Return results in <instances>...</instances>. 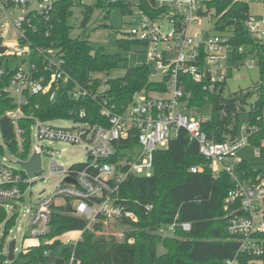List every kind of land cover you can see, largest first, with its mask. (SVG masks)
I'll return each mask as SVG.
<instances>
[{
    "label": "built area",
    "instance_id": "1",
    "mask_svg": "<svg viewBox=\"0 0 264 264\" xmlns=\"http://www.w3.org/2000/svg\"><path fill=\"white\" fill-rule=\"evenodd\" d=\"M73 1L75 5L82 6L96 2ZM112 1H122L127 14L137 13L141 16L139 21L131 24L128 34L139 42L136 47L142 46L137 52L148 55L149 58L143 64L149 65L150 78L156 80L154 77L157 75L161 77L160 80L168 78L167 90L156 93L146 89L137 91L133 95V101L120 113L114 112L104 101L101 114L107 119L106 123L92 124L81 120L85 117V112L81 111L80 120H71L80 125L58 127L53 125L54 120H42L35 115L33 111L39 105L34 108L29 105L33 95H47L53 101L60 83H68L71 79L65 69L62 50L34 45L30 38L31 33L38 31L40 21L49 19L55 0H0L3 44L7 47L6 54L16 56L15 64L9 68L0 66V76L11 73L4 91L13 98L16 105L5 116L13 125L19 150H24L25 142V129L21 126V121L29 120L31 138L33 140L36 137L42 148V142L62 141L82 145L89 156V160L78 170L71 166L65 169L51 160L48 174L63 173L64 184L52 195L41 198L31 209H27L30 215L26 237L37 240L35 244H39L41 238L51 230L53 209L56 207L64 208L71 216L85 218L88 223L85 229L69 231L46 240L47 244L61 240L60 247L68 248L70 256L65 259L60 252L55 260L62 258L63 264H73L77 245L83 240L84 232L95 223L120 222L131 226L130 221L137 222L138 215L119 197L121 185L132 174L151 176L155 153L167 147L171 138L183 128L192 140L198 142L199 151L207 161L206 168L214 176H219L222 172L228 173L235 183L226 199V207H232L228 213L227 232L239 242V249L225 264H239L241 253L251 256L255 263H259L264 257V179L255 182L244 180L237 172L241 162L237 158V151L249 143V137L258 130V126L256 123H243L240 135L234 140L217 142L209 138L203 130V124L210 120V115L197 119L180 109L181 105H185L184 109L189 107L188 101L193 95L181 83L180 74L191 76L195 82L202 83L203 90L212 93L224 86L233 69L244 64L250 68L255 64L264 65V0H229L232 4L243 3L249 6L241 24L255 39L259 48H255L253 44H236L233 41V25L225 23L224 29L221 28L219 19L222 15H217L214 33L205 29L204 23L211 15L209 3L212 0ZM254 4L260 5L257 13L250 10V6ZM70 94L74 98H81L87 96L88 91L75 84ZM257 122L264 128V106ZM131 135L137 138V144L141 146L139 156L133 158L134 148L131 147L125 149L128 150L126 155L118 157L119 142ZM5 144L13 157L8 155ZM5 144L0 142V204L5 207L9 217L17 218V213H10L7 207L17 208L24 201V195L32 184L37 179L44 178L45 174L41 173L42 167L34 178H30L22 167L15 169L13 164L22 159L6 141ZM48 152L50 155L54 154L53 151ZM34 153L42 155L35 147ZM34 153L31 147L27 160ZM258 154L257 149L256 155ZM112 158L114 161H111ZM203 168L196 165L191 167V171H202ZM68 178L73 180L69 181ZM59 199L62 201H58ZM152 208L151 205L146 206L148 211ZM179 227L190 230L191 223L159 225L155 233L165 237L172 236ZM71 232L77 235L72 238ZM119 235L122 237L121 241L127 239L126 235ZM127 242L133 243L134 238H128ZM44 254L51 256L52 252L45 250ZM8 255L9 246L6 248L3 241L0 243V264L11 262Z\"/></svg>",
    "mask_w": 264,
    "mask_h": 264
},
{
    "label": "trees",
    "instance_id": "2",
    "mask_svg": "<svg viewBox=\"0 0 264 264\" xmlns=\"http://www.w3.org/2000/svg\"><path fill=\"white\" fill-rule=\"evenodd\" d=\"M74 6L73 0H55L49 19L41 20L38 31L30 34L34 45L62 50L66 72L71 76L70 82L60 83L53 101L47 95L30 97L29 105L33 108L39 105L33 111L35 115L42 120L78 121L79 114L83 111L85 117L81 120L92 124L106 123L107 119L101 114L104 101L114 112L120 113L133 101V95L137 91L167 90L168 78L152 80L149 65L131 66L122 53H108L103 46L93 45L88 36H73L71 18ZM116 6L124 7V4L122 1L96 0L94 4L84 5L83 25L91 19L95 9H103V22L99 26L106 27L104 21ZM209 6L215 9L216 15H222L219 19L221 28L224 29L225 23L233 25V41L236 44H253L255 48H259L255 39L241 24L245 12L249 10L248 5L232 4L229 0H212ZM117 43L124 51H131L139 45L137 40L128 37L118 38ZM6 50L0 34V66L9 68L15 64L16 56L6 54ZM120 66L125 69L124 75L108 78L101 76ZM260 68L263 82L258 87L257 101L247 113L243 107L245 95L236 92L225 96L224 86L219 91L207 92L203 90L202 83L195 82L187 74H180L181 83L193 92L188 101L189 107L212 104L210 120L203 124V130L209 138L217 142L234 140L240 135L243 123L257 124L258 130L249 137V143L259 150L256 155L259 161H241L237 167L241 179L252 182L264 179V128L257 122L264 106V65H260ZM10 74L0 76V129L10 148L20 159L27 160L32 147L31 121H21V126L25 129V142L24 150L20 151L13 125L5 116L8 110L16 106L13 98L4 91V87L9 84ZM75 84L86 88L87 96L74 98L70 91ZM25 110L28 111V108L25 107ZM119 143L118 157L127 154L128 150L125 149L138 145L137 138L133 135ZM206 162L199 151L198 142L192 140L189 133L181 128L167 147L155 153L151 176L132 174L121 185V201L138 215L137 222L130 221L135 230L126 231V238L133 237L134 242L128 243L127 239L119 241L115 236L98 233L103 230L104 224L95 223L84 232L83 240L77 245L73 264H225L228 259L233 258L239 249V242L227 232L228 213L232 207H226V199L235 183L228 173L222 172L219 176H214L206 168ZM83 164L76 163L71 167L78 170ZM196 165L204 167L203 170L192 172L191 167ZM147 205L153 208L148 211ZM63 209H53L51 230L41 238L40 243L29 246L9 264L49 262L50 256L44 254L45 250L53 253L60 248L62 241L47 244L46 240L86 228L88 223L85 218L71 216ZM15 222L16 217H9L5 207L0 204V226L3 223L9 229ZM173 222H190L191 229L183 230L179 227L174 235L166 237L155 233L159 225ZM159 245L164 248L162 254L158 252ZM61 253L65 259L70 256L68 248L61 249ZM239 264H264V257L259 263H255L251 256L241 253Z\"/></svg>",
    "mask_w": 264,
    "mask_h": 264
},
{
    "label": "rangeland",
    "instance_id": "3",
    "mask_svg": "<svg viewBox=\"0 0 264 264\" xmlns=\"http://www.w3.org/2000/svg\"><path fill=\"white\" fill-rule=\"evenodd\" d=\"M93 0H90L92 2ZM89 4V3H87ZM83 9L82 5H75L73 7V16L71 18V23L74 26L72 29L73 36H88L92 41V44L95 46H103L108 53H117L122 51L125 57H128L129 65H143L144 62L149 58L145 52H137V50H141L142 46H138L133 48L131 51H124L120 49L117 43V39L120 37H129V31L131 24L139 21L141 16L137 13L134 15H129L124 12V7H113L110 16L107 20H105L106 27H100L104 15L103 9H95L91 19L83 25ZM250 10L253 13H257L260 11V5L254 4L250 6ZM209 20L204 23L205 29H210L212 33L215 32L213 28L214 23L217 21V15H215V9H211V15L209 16ZM1 35L4 37L2 31ZM125 73L124 67H119L109 74L103 73L101 76L104 78L108 77H118L122 76ZM100 76V75H99ZM156 80H160L161 77L159 75L154 77ZM263 82L261 68L258 64H255L252 68L248 67V65L244 64L240 68H235L229 75L226 83L224 84V95L228 96L230 94L239 92L242 95L246 96V102L243 104L245 109V113H247L254 103L258 99V87L260 83ZM185 105H181L180 109L185 111L188 115H191L197 119L204 118L205 116L211 115L212 112V104L205 103L203 106L198 107H187ZM245 118V116H244ZM53 125L58 127H75L80 124H77L68 119H58L54 120ZM241 133V132H240ZM0 142L5 144V139L3 138L1 129H0ZM44 147H41V142L33 137L32 140V153H34V147L42 152L41 161H42V174H45L44 178L37 179L32 186L28 189L26 194L24 195V201L20 203L17 208L12 209L7 207L10 213L16 212L17 218L15 222V226L12 228H5V225L2 223L0 226V243L4 241L5 246H9L12 240H16V258L20 253L26 251L29 246L35 245L37 240H33L31 238L26 237V228L29 223V215L27 209H31L41 198H46L52 195L59 187H61L64 183L65 175L61 172H56L53 174H48L49 164L51 160H54L57 165H62L65 169L69 168L73 164L76 163H84L89 160L88 152L85 147L82 145H74L67 142L57 141L53 143H49L47 141L42 142ZM5 149L10 157L12 156L11 151L5 144ZM53 151L54 154L50 155L48 151ZM257 148L253 146L251 143H247L243 145L237 151V158L240 161H259L256 156ZM141 152V146L137 145L132 150L133 158L136 159ZM32 157V156H31ZM30 157V159H31ZM29 159V160H30ZM15 161H17L15 159ZM13 167L15 169H21V165L19 163H14ZM58 201H62L59 199ZM16 217V216H15ZM104 224V223H103ZM127 230H135L130 225H123L120 222H110L105 223L104 228L102 230L103 234L106 236H115L119 241L122 240L119 234L126 235ZM77 235L75 232H71L70 236L72 238ZM3 238V239H2ZM71 248V247H70ZM62 247L56 249L50 256L49 262L55 260V257H58L61 252ZM158 252L160 254L164 253V248L162 245H159ZM9 264V263H8Z\"/></svg>",
    "mask_w": 264,
    "mask_h": 264
},
{
    "label": "water",
    "instance_id": "4",
    "mask_svg": "<svg viewBox=\"0 0 264 264\" xmlns=\"http://www.w3.org/2000/svg\"><path fill=\"white\" fill-rule=\"evenodd\" d=\"M18 163L21 165V167L27 172L28 176L30 178H34L38 172V170L42 167V161H41V155L40 153H34L30 160L23 161L20 160ZM69 181H72V178H68ZM16 240H12L9 244V255L8 259L12 262L16 259ZM64 259H56L54 262H44L41 264H63Z\"/></svg>",
    "mask_w": 264,
    "mask_h": 264
},
{
    "label": "crops",
    "instance_id": "5",
    "mask_svg": "<svg viewBox=\"0 0 264 264\" xmlns=\"http://www.w3.org/2000/svg\"><path fill=\"white\" fill-rule=\"evenodd\" d=\"M121 53H122V51H121ZM123 54V53H122ZM123 56H124V54H123ZM125 57V56H124ZM127 59H128V57H126ZM133 66H138V65H133ZM156 93V92H155Z\"/></svg>",
    "mask_w": 264,
    "mask_h": 264
}]
</instances>
